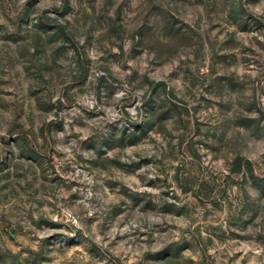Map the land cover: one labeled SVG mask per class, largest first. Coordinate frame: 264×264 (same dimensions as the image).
I'll return each instance as SVG.
<instances>
[{
	"label": "rangeland",
	"instance_id": "1",
	"mask_svg": "<svg viewBox=\"0 0 264 264\" xmlns=\"http://www.w3.org/2000/svg\"><path fill=\"white\" fill-rule=\"evenodd\" d=\"M0 264H264V0H0Z\"/></svg>",
	"mask_w": 264,
	"mask_h": 264
}]
</instances>
